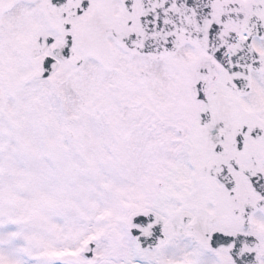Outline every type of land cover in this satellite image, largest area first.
<instances>
[{"label": "snow or ice", "instance_id": "snow-or-ice-1", "mask_svg": "<svg viewBox=\"0 0 264 264\" xmlns=\"http://www.w3.org/2000/svg\"><path fill=\"white\" fill-rule=\"evenodd\" d=\"M0 264H264V0H0Z\"/></svg>", "mask_w": 264, "mask_h": 264}]
</instances>
